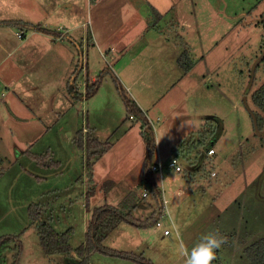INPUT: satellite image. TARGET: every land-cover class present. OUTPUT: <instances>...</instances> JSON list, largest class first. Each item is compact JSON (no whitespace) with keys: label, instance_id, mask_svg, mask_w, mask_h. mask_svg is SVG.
I'll use <instances>...</instances> for the list:
<instances>
[{"label":"rangeland","instance_id":"rangeland-1","mask_svg":"<svg viewBox=\"0 0 264 264\" xmlns=\"http://www.w3.org/2000/svg\"><path fill=\"white\" fill-rule=\"evenodd\" d=\"M159 10L163 13L159 24L174 33L181 49L186 45L198 62L195 73L203 76L202 84L199 77L191 80L197 83L185 102L174 91L164 97L165 114L144 108L154 134L164 135L167 149L182 145L176 156L182 170L168 167L165 158L160 179L150 165L165 194L160 192L158 202L151 189L147 197L137 195L149 187L143 180L146 146L142 141L134 148L124 137V130L141 122L123 121V102L109 72L117 69L118 50L75 45L68 39L70 62L55 66L54 60L52 67L44 56L38 66L39 84L25 94L19 113L0 104V237H15L8 243L7 264L17 250L16 242L20 245L17 264L65 262L62 255L44 253L30 210L39 208L41 218L55 231L67 232L69 245L76 248L84 242L88 219L99 207L114 205L140 220H150L160 213L163 197L168 200L169 216L161 226L139 227L123 221L102 242L110 249L133 252L143 263L95 251L91 264H182L179 240L191 248L205 233L217 230L228 241L217 250L212 264H253L244 250L264 237V122L256 121L260 110L251 99L264 82V0H171ZM86 66L88 75L96 73V78L104 71L97 90L89 95L87 88L93 82L87 80ZM75 70L79 74L73 95L69 79ZM6 96L7 100L10 94ZM16 114L23 119L15 118ZM205 129L209 133L202 138ZM80 130L86 141L82 148L75 141ZM91 138L100 143L89 151ZM199 139L208 142L214 153L207 154ZM183 146L187 150L182 156ZM130 184L133 187L126 188ZM178 187L183 194H176ZM145 206L154 213L145 212ZM164 228L171 234L164 235ZM123 246L132 250L116 248Z\"/></svg>","mask_w":264,"mask_h":264},{"label":"crops","instance_id":"crops-1","mask_svg":"<svg viewBox=\"0 0 264 264\" xmlns=\"http://www.w3.org/2000/svg\"><path fill=\"white\" fill-rule=\"evenodd\" d=\"M166 1L171 0H0V104L3 103L10 112L19 113L18 107L24 106L25 94L35 90L33 84H39L38 66L42 60L44 62V56L52 67L54 60L55 66H59L61 62L69 63L71 58L68 39H72L75 45L86 43L87 46L97 48L99 45L110 46L109 48L116 46L117 69L112 72L114 71L122 86L152 125V120L144 108L150 107L154 114H165L166 104L162 105V99L170 97L174 91L178 94V99L185 102L197 83L196 79L195 83L191 80L199 77L195 73L198 62L187 72L180 68L177 59L183 49L177 44L174 33L159 24L163 15L159 9ZM33 25L40 26V29H35ZM19 31H22L21 37L17 35ZM173 63H176L177 67H173ZM72 73L73 71L70 73L71 77ZM88 74L86 66L87 80L94 82L96 73H90V76ZM197 79L202 84L203 76ZM160 85V88L157 87ZM156 89L158 92H155ZM6 94H10L7 100ZM125 116L123 121L127 119ZM156 117L159 118L158 115ZM15 118L23 119L18 114ZM188 123L190 129L193 126L192 121L189 119ZM137 128L129 127L124 130L128 145L134 148L138 144L142 145V141L145 143L141 124ZM160 128L163 131L162 125ZM154 135L157 149L151 159L154 161L152 163L160 161L164 164L165 158H168L167 162L173 157L177 158L173 155L178 144L176 147L170 145L167 149L164 145V135ZM184 153L183 150L182 156ZM143 164L144 160L142 166ZM158 174L162 179V172ZM154 181L158 185L155 177ZM128 187L130 189L133 185H127L126 188ZM161 191L163 194V185ZM136 193L141 196V193ZM183 193V188H176V194ZM148 206L153 208L150 203ZM148 206H145L147 208H144V211L154 213ZM124 229L121 232L123 236L127 228ZM109 236L110 234L107 238ZM121 244L128 243L122 241ZM116 248L132 250L126 246Z\"/></svg>","mask_w":264,"mask_h":264},{"label":"trees","instance_id":"trees-1","mask_svg":"<svg viewBox=\"0 0 264 264\" xmlns=\"http://www.w3.org/2000/svg\"><path fill=\"white\" fill-rule=\"evenodd\" d=\"M35 29H40V26L38 25H33ZM45 30L44 28H41ZM46 31V30H45ZM184 46V43H183ZM261 60L264 61V55L262 56ZM178 64L180 68L184 71L187 72L189 71L193 65L195 64L194 59L190 57V53L188 49L184 46L183 51L179 55L178 59ZM110 76L117 88V90L120 93V97L123 101L124 107H125V112H126V118H136L141 122V126L144 131V140H145V159H144V164H143V180L144 183L147 184L156 199L160 196V189L157 185V183L154 181V178L152 177V172L150 171V165L152 164V157L156 151V143H155V136L153 132V128L150 125L146 115L142 112V110L138 107L136 102L125 93V90L123 89L122 84L116 77V75L110 70ZM104 73L101 72L95 81L93 82L92 85L88 86L87 88V93L86 95L94 93L101 81L102 74ZM79 71L74 72L72 77L70 78V84L72 85V93L73 95L76 94V80L78 77ZM253 104L260 110V113L257 114L258 117H256V121L258 124L264 122V82L257 87L251 96ZM209 133V130H204L201 132V137L204 138L206 137V134ZM75 141L78 147L82 148L85 147L86 141H84V138L82 136V130L76 131L75 135ZM197 142L203 146H206L205 148L208 149V142L205 144L203 141L200 139L197 140ZM100 142L95 140V138L87 139V148L92 149L96 146L99 145ZM208 145V146H207ZM192 146H194V143H192ZM184 147V146H183ZM179 148L182 149L181 146H177L174 149L175 152V157L178 156L180 153ZM186 151L187 149H183ZM179 153H178V152ZM95 153V151L89 152ZM201 158L204 153H201ZM199 159V158H198ZM202 161V160H201ZM200 163V162H199ZM198 164V163H197ZM201 166V165H200ZM198 167V166H197ZM199 168V167H198ZM198 168H195L196 171H198ZM87 174L89 176L90 181L92 180V171H91V165L88 163L87 164ZM189 176L191 174L188 173ZM196 176L192 175V179ZM30 216L33 219L37 220V233L39 236L40 244L41 247L46 255H57L60 256L62 255L64 259L63 264H91L90 262V257L91 254L95 251H100L102 253H109V254H114L118 255L121 257H128L132 258L135 260H138L140 263L141 262L139 259H137V255L134 254L133 252H125V251H118L115 249H110L105 246H103L102 242L103 240L109 235V233L121 222H127L131 225L134 226H139V227H146L150 224H155L156 218L153 216L149 220H140L133 215L130 214V212H125L124 210L118 208L117 206L114 205H105L102 207H99L98 209L94 210L92 214L90 215V218L88 219L87 225H86V232H85V239L84 242L79 245L76 248H72L69 245L68 241V233L67 232H57L55 231L51 226L47 224L45 220L41 218V215L43 213L40 212V209H34L30 210ZM15 237H10V236H3L0 237V264H7L6 263V253L7 251L10 250V246L8 243L12 240H14ZM19 242H16V247L17 250L15 249L14 257L12 259V262L10 264H17V261L20 256V245L18 244ZM73 252L75 253V256L73 255ZM246 256L250 259V261L253 264H264V237L261 238L260 240L254 242L253 244L247 246L244 250Z\"/></svg>","mask_w":264,"mask_h":264},{"label":"clouds","instance_id":"clouds-1","mask_svg":"<svg viewBox=\"0 0 264 264\" xmlns=\"http://www.w3.org/2000/svg\"><path fill=\"white\" fill-rule=\"evenodd\" d=\"M227 241L228 238L218 230L208 232L197 243H194L191 248L182 240H179L177 254L181 258L182 264H212L217 258V250Z\"/></svg>","mask_w":264,"mask_h":264},{"label":"built area","instance_id":"built-area-1","mask_svg":"<svg viewBox=\"0 0 264 264\" xmlns=\"http://www.w3.org/2000/svg\"><path fill=\"white\" fill-rule=\"evenodd\" d=\"M17 35L19 37H21L22 36V31L17 32ZM206 152H207V154L214 153V149L210 146V147H208ZM151 166L153 168V171H155V172L158 171L159 173H161L162 170H163V164L160 161L152 163ZM168 167L175 168V170H177V171H181L182 170L180 164L177 162L176 158H174V157L168 161ZM211 174H213V172ZM149 193H150V188L149 187H143L142 188V192H141V197H146V196L149 195ZM162 204H163V207L160 210V213L157 215L156 221H155V224H154L156 226H161L162 225L161 224L162 219L167 217V216H169L168 210H167V206H166L167 200L164 199V197L162 199ZM163 233L164 234H169L170 230L169 229H163Z\"/></svg>","mask_w":264,"mask_h":264},{"label":"water","instance_id":"water-1","mask_svg":"<svg viewBox=\"0 0 264 264\" xmlns=\"http://www.w3.org/2000/svg\"><path fill=\"white\" fill-rule=\"evenodd\" d=\"M264 55V54H263Z\"/></svg>","mask_w":264,"mask_h":264}]
</instances>
